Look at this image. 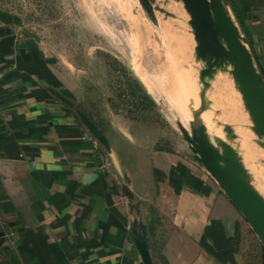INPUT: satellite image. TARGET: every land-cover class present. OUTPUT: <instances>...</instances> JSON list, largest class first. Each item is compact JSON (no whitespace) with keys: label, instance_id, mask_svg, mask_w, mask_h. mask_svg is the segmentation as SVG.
I'll list each match as a JSON object with an SVG mask.
<instances>
[{"label":"crops","instance_id":"obj_1","mask_svg":"<svg viewBox=\"0 0 264 264\" xmlns=\"http://www.w3.org/2000/svg\"><path fill=\"white\" fill-rule=\"evenodd\" d=\"M228 1L264 76V0ZM78 71L0 21V264H143L130 232L135 218L154 264H255L263 247L181 136L105 96L92 69ZM48 86L105 130L109 152L82 139L88 131ZM231 89L232 109L212 106L199 118L211 136L224 137L215 121L232 125L229 143L252 174L264 153ZM172 107L187 127L192 106Z\"/></svg>","mask_w":264,"mask_h":264},{"label":"rangeland","instance_id":"obj_2","mask_svg":"<svg viewBox=\"0 0 264 264\" xmlns=\"http://www.w3.org/2000/svg\"><path fill=\"white\" fill-rule=\"evenodd\" d=\"M171 3L175 5L174 18L165 17L147 3L151 10L148 14L140 0H0V8L21 17L38 43L56 50L66 63L79 70L78 74L85 75L92 69L105 83V96L121 99L127 109L130 105L140 109L144 119L177 134L179 117L172 106L180 113L185 105L192 106L197 113L203 100L208 118L212 106L224 112L233 108L236 96L231 86L236 89L230 75L221 72L211 87L204 89L199 79L202 63L195 59L189 17L180 2ZM138 70L159 89L141 81ZM80 80H87V75L79 76L76 83ZM139 89L148 95L144 101L135 97L140 95ZM239 103L242 105L241 99ZM222 126L214 122L216 129ZM254 135L255 145L264 153ZM252 165L256 172L250 174L251 180L264 195V157L255 159Z\"/></svg>","mask_w":264,"mask_h":264},{"label":"water","instance_id":"obj_3","mask_svg":"<svg viewBox=\"0 0 264 264\" xmlns=\"http://www.w3.org/2000/svg\"><path fill=\"white\" fill-rule=\"evenodd\" d=\"M146 1L153 10L163 13L165 17H176L157 4L156 0ZM174 1L182 4L189 17L187 23L195 42V59L202 63L199 79L204 89L211 87L218 72L230 75L251 122V129L258 138L257 143L264 148V76L255 65L246 37L231 17L229 1ZM0 21L18 26L38 42V38L26 29L23 19L18 15L0 8ZM47 90L72 110L81 125L105 151H110L105 130L82 110L79 103L52 86H48ZM206 108V103L201 100L198 112L193 113L187 127L176 121L177 132L188 146L192 159L215 180L264 248V196L255 188L242 157L229 143L235 136L232 127L223 124V138L208 134L199 118ZM136 213L139 214L138 209ZM130 232L142 263L154 264L150 254L151 243L143 222L133 219Z\"/></svg>","mask_w":264,"mask_h":264},{"label":"trees","instance_id":"obj_4","mask_svg":"<svg viewBox=\"0 0 264 264\" xmlns=\"http://www.w3.org/2000/svg\"><path fill=\"white\" fill-rule=\"evenodd\" d=\"M140 2L143 5L146 12L149 14L151 12V10H150V7L147 5V1L146 0H140ZM139 90H140V95L136 94L135 97L137 98V101L138 100L144 101L148 95L146 93H143V91L141 89H139ZM148 103L150 104V106H153L152 101H149ZM255 264H264V248H262V252H261V254H260V256H259V258Z\"/></svg>","mask_w":264,"mask_h":264},{"label":"bare ground","instance_id":"obj_5","mask_svg":"<svg viewBox=\"0 0 264 264\" xmlns=\"http://www.w3.org/2000/svg\"><path fill=\"white\" fill-rule=\"evenodd\" d=\"M156 3H159L160 6H162L164 9L174 13L175 15V9L173 8L175 5L173 3H171V0H156ZM131 8V7H130ZM133 9V8H132ZM240 96V95H239ZM192 103L194 104V101H192ZM196 105V104H195ZM246 113V112H245ZM235 118L232 119V121H234ZM235 122V121H234ZM236 125V124H234ZM232 126V125H231ZM235 127V126H233Z\"/></svg>","mask_w":264,"mask_h":264},{"label":"built area","instance_id":"obj_6","mask_svg":"<svg viewBox=\"0 0 264 264\" xmlns=\"http://www.w3.org/2000/svg\"><path fill=\"white\" fill-rule=\"evenodd\" d=\"M82 139L91 143L93 146H96L97 145V141L95 140V138L89 133H85L83 136H82Z\"/></svg>","mask_w":264,"mask_h":264}]
</instances>
